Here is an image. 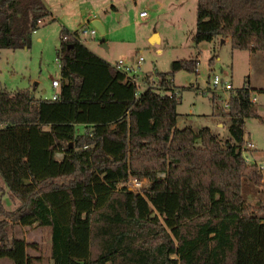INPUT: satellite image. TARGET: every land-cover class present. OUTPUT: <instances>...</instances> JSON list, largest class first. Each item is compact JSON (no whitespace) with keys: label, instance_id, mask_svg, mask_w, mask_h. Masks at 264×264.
Returning a JSON list of instances; mask_svg holds the SVG:
<instances>
[{"label":"trees","instance_id":"16d2710c","mask_svg":"<svg viewBox=\"0 0 264 264\" xmlns=\"http://www.w3.org/2000/svg\"><path fill=\"white\" fill-rule=\"evenodd\" d=\"M49 14L42 0H0V48L28 47ZM195 16V44L229 37L264 56V0H196ZM59 39L56 99L0 88V177L17 203L0 202V254L20 260L15 222L49 230L51 264H240L242 224L264 228V206L246 220L242 196L244 181L264 179L243 155L244 119L264 124L251 89L231 98L222 140L207 126H176L173 74L197 72L196 56L145 74L154 81L136 95L74 31L61 28ZM131 178L146 186L129 190Z\"/></svg>","mask_w":264,"mask_h":264},{"label":"rangeland","instance_id":"374dc122","mask_svg":"<svg viewBox=\"0 0 264 264\" xmlns=\"http://www.w3.org/2000/svg\"><path fill=\"white\" fill-rule=\"evenodd\" d=\"M43 1L50 14L30 33L29 46L0 48V88L8 91L28 88L35 98L49 97L53 92L52 80L60 78L56 50L60 29L66 28L74 31L84 45L112 66L121 60L124 66L131 67L138 79L154 70L169 71L173 60L196 56L197 72L178 70L173 74L174 92L178 98V128L207 126L225 139L229 112L223 105L231 100L234 90L242 87L251 89V96L255 97L252 106L259 116H264L262 52L233 49L229 37L195 44L192 36L196 0ZM140 11L147 15L139 16ZM94 18L103 25V39L98 30L94 37L82 33V30L94 27ZM154 33H158V38L153 36ZM214 75L230 81L233 91H224L221 86L214 89L211 82ZM153 81L150 77L147 84ZM160 92L164 93L163 89ZM218 122L223 125L218 127ZM83 130L77 128L76 132ZM244 139L254 144V148L243 152L245 159L260 167L264 164V124L258 118L244 119ZM262 175L264 177V168ZM8 195L0 177V202L6 211H12L17 203ZM242 196L248 205L246 220L250 215L262 214L264 179L258 183L244 181ZM3 218L0 215V220ZM8 229L14 242V257L20 260L0 254V264H51L50 234L46 227L21 226L12 222ZM248 230L251 232L247 233ZM242 233L240 264H264V228L246 222L242 224Z\"/></svg>","mask_w":264,"mask_h":264},{"label":"built area","instance_id":"2783aa9c","mask_svg":"<svg viewBox=\"0 0 264 264\" xmlns=\"http://www.w3.org/2000/svg\"><path fill=\"white\" fill-rule=\"evenodd\" d=\"M145 15H146L145 11H140L139 12V16H145ZM96 30L97 29L95 27H93V28L89 29L88 31L85 30V29L82 30V33L84 35L85 34H89L91 37H94L95 34H96ZM57 62H58V59H57ZM137 64L139 65L140 63L138 62ZM58 65H59V63H58ZM113 66L116 69L124 72L126 77H128L129 79L134 81V83L136 84V87H137V90H136V93H135L136 95H138L147 86V82L145 80H143V78L142 79H138L137 75L135 74V71L131 67L124 66L121 60H118L116 63H114ZM211 82H212V85H213L214 89L217 86H221L224 91H229V92L233 91V86H232L231 82L230 81H224V80H222L221 77H218V76L214 75L212 77ZM141 86H144V88L140 90L139 88ZM51 87L53 89V92L51 93V95L48 98L56 99L57 96H58V92H59V80H55V79L52 80ZM237 92H238V89L234 90L233 94L231 93L232 95H230V96H232V97L235 96L237 94ZM248 92H250V91H248ZM249 100H250L251 103H253L255 101V97L251 96V92H250ZM223 107H224V110L226 112H229L230 111V100H229V102L225 101ZM1 127H3L2 123H0V128ZM244 146H245L246 149L254 148V144L251 141H249V140H245L244 141ZM259 168L263 169L264 168V164L261 163ZM145 183H146V180H137L135 178H131V179L128 180V184H126V186H127V188L129 190L134 191V192H138L144 187ZM128 185L130 187H132V188L130 189L128 187Z\"/></svg>","mask_w":264,"mask_h":264},{"label":"water","instance_id":"95a60500","mask_svg":"<svg viewBox=\"0 0 264 264\" xmlns=\"http://www.w3.org/2000/svg\"><path fill=\"white\" fill-rule=\"evenodd\" d=\"M92 24L93 26L99 31V33L101 34L102 36V39H103V35H104V28H103V25L100 23L99 20H93L92 21ZM153 37V36H152ZM105 46V45H104ZM31 97H33V95L31 94L30 95Z\"/></svg>","mask_w":264,"mask_h":264},{"label":"crops","instance_id":"0c3cea01","mask_svg":"<svg viewBox=\"0 0 264 264\" xmlns=\"http://www.w3.org/2000/svg\"><path fill=\"white\" fill-rule=\"evenodd\" d=\"M42 1H43V0H42ZM156 1H158V0H156ZM43 2H44V1H43ZM111 8H114L113 5L111 6ZM146 15H147V14H146ZM146 15H145V16H146ZM93 20H95V18L92 19V21H93ZM157 34H158V33H154L153 36L156 35L157 38H158V35H157ZM87 48H89V47H87ZM89 49H90V48H89ZM42 92H45V91L43 90ZM32 95H33V97H34V94H33V93H32ZM34 98H35V97H34ZM44 98H48V97L44 96ZM177 118H178V117H177ZM176 122H177V121H176ZM222 125H223V124H221L220 122H218V124H217L218 127H220V126H222ZM77 128H83V129H84V127H83L82 125H78V126L76 127V129H77ZM8 197H9V195H8Z\"/></svg>","mask_w":264,"mask_h":264}]
</instances>
